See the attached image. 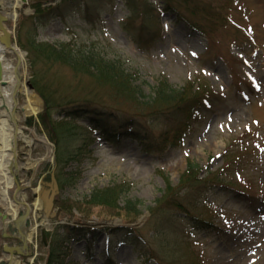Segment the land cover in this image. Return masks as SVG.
<instances>
[{
  "label": "rangeland",
  "instance_id": "374dc122",
  "mask_svg": "<svg viewBox=\"0 0 264 264\" xmlns=\"http://www.w3.org/2000/svg\"><path fill=\"white\" fill-rule=\"evenodd\" d=\"M8 1L0 0V12L17 14L15 21L9 20L6 28L11 32L13 45L19 48L24 58L21 64L12 54H6V58L18 66L21 85L31 92L32 106L37 111L35 115L22 117L20 108L24 105L25 95L19 94L17 112L21 119L17 126L30 137L32 144L24 147L20 141L16 145L14 179L17 183L8 196L10 202L18 206L16 220L28 208L25 235L35 228L28 243L37 245L36 253L27 252L29 255L22 256L19 264H29L33 257V262L44 264L48 251L45 235L55 232L59 226H79L81 221L88 219L86 224L93 233L83 229L86 237H78L69 244L65 264H143V261L136 260L138 254L149 259V263L144 264H193L192 258L196 259L199 253L203 254L202 264H264V0H206L217 16L226 14L234 24L252 32L254 40L244 42L233 37L236 40L233 44L223 35L222 44L211 51L203 34L187 26L186 19L191 17L186 13L184 17L180 16L176 10L165 6L164 0H113L100 12L93 13L95 9H91L93 15L87 17L75 13L65 20H55L43 29H37L22 18L32 15L31 0L14 10L4 7ZM41 1L45 6H55L60 0ZM21 22L23 26L19 30ZM141 27L160 32L161 36L156 47L147 53L139 51L133 40V35H137V29ZM20 43L26 50L42 44L58 49L66 45L94 48L105 58L122 62L124 69L135 76L134 89L145 101L153 97L162 80L175 89H182L188 82L200 79L222 98L204 125L196 128L180 149L158 150L156 144L160 143L165 128L159 122L148 127L152 121H148L147 116L134 120L132 125L144 128L147 125L140 123L148 122L150 132L122 133L118 143L112 141L115 136L112 134L100 137L95 134L92 143V139L78 128L71 129L59 146L54 147L46 132L39 127L38 115L43 112V102L33 90L30 57ZM219 50L221 57L217 56ZM37 51L38 66L47 71L45 84L53 83L58 88L60 85L62 93H68L66 88L75 85H78L77 89H92L96 99L102 100L109 108L141 117L135 102L111 94L109 88L90 79L75 76L67 67L47 61L44 51ZM231 66L238 76L234 81ZM79 93L72 90L73 95ZM29 117L34 118L27 119ZM27 120L31 123L27 124ZM243 134L247 142L245 146L254 150L253 156L248 157L239 172H232L234 181H227L236 187L241 186L249 194L223 188L208 194L206 207L214 212L216 229L208 233L195 229L186 215H171L168 220H162L161 225H155L149 218V210L154 208L168 185H177L187 165L204 169L202 176L218 170L224 161L222 154ZM42 140L49 144L41 143ZM235 149L239 150L240 146ZM76 153L81 156L75 158ZM8 166L13 167V164ZM53 166L56 172L79 175L76 184L58 188L56 201L79 205L95 190L124 186L119 205L123 207L128 201L138 203L140 217L136 232H127L129 236L124 242L115 243L112 248L106 228L131 226L120 220L107 223L97 211L85 219L76 209L72 210V217L66 216L60 222L56 211L54 219L46 218L43 206L51 188L42 182V177L45 170L48 168L50 173ZM36 189L39 192L36 193ZM36 200L41 204L38 210L34 207ZM0 206L6 209L2 202ZM201 213L206 216L203 208L194 215L202 216ZM9 227L0 221V252L5 243L20 245V240L2 237L9 233ZM107 251H111V257L106 255ZM125 258H128L127 262L122 263Z\"/></svg>",
  "mask_w": 264,
  "mask_h": 264
},
{
  "label": "trees",
  "instance_id": "16d2710c",
  "mask_svg": "<svg viewBox=\"0 0 264 264\" xmlns=\"http://www.w3.org/2000/svg\"><path fill=\"white\" fill-rule=\"evenodd\" d=\"M111 1L113 0H60L55 6H45L42 1H32L30 5L32 16H22V18L37 29H43L53 21L65 20L75 13L87 17L93 15L94 12H100L102 7ZM164 1L165 6L176 10L180 16L184 17V13L188 14L191 19H186L187 26L203 34L210 44H214V38L223 35L228 38L234 37L248 41V37L243 31L227 25L228 21L224 15L219 16L220 14H218L217 16L215 14L209 1ZM127 7L131 11L134 10L132 6ZM91 9H95L92 14ZM151 9L153 8L151 7ZM215 17L219 19L212 21L211 19ZM22 26L21 22L19 30ZM137 31L138 34L133 35V40L140 51L150 52L161 39L160 32L152 31L146 27L138 28ZM20 45L23 50H26L21 43ZM37 50L46 53L48 57L46 60H52L60 66L67 67L75 76L90 79L103 88H109L111 94L122 96L129 102H135L141 117L128 116L117 109L109 108L102 100L96 99L97 95L93 94L92 89L85 90L83 87L77 89L78 85H75L66 88L68 93H62L60 85L58 88L53 83L45 84L44 75L47 71L38 66ZM26 52L30 57L33 90L43 102V112L38 115L39 125L46 132L49 140L57 147L71 129L81 128L89 139L93 131L106 133L114 130L120 137L119 133L128 129H136L134 131L141 134L150 132L148 127L151 128L152 124L159 122L165 128V133L158 148L177 149L182 146L184 139L196 126L202 125L206 113L219 101V96L212 92L207 85L195 82L188 83L182 89H175L167 81H161L157 85L153 97L145 101L143 97L141 99V96H138L140 94L134 89L135 76L124 69L122 62L116 59H107L98 54L94 48L66 45L58 49L48 44H42L35 48H29ZM72 90L80 93L73 95ZM145 116L148 121L152 122L149 126L148 122L140 123V125L148 127L140 128L136 124L132 125L134 120H140ZM27 121V124L31 123V120ZM79 123H81V127L77 126ZM79 151L81 150H77V152ZM247 154L252 157L251 153L249 154L246 150L227 154L224 167L221 170L203 177L199 175L201 170L189 165L180 177L177 186L168 185L165 193L155 202L154 208L149 210V218L154 221L155 225H161L162 220H168L171 215H186L196 224L195 227L203 231L213 228L209 217L202 213V216H195L194 213H198L211 189L213 191L216 187L228 186L223 182V179L230 174L228 172L232 168L235 169V166H239V163L243 162ZM74 156L75 158L80 157L81 153H76ZM48 170V168L45 170L47 175L44 181L46 182H49L51 177ZM55 178L59 188H63L76 184L79 175L55 172ZM232 189L240 190L234 186ZM123 193L124 186L122 185L108 187L93 192L83 204L78 205V203L57 200L54 202V207L59 221L68 216L72 217V210L76 209L85 219L90 218V214L97 211L102 215L103 221L107 223L120 220L121 223L131 226V228L120 229L106 228L109 234L108 240L113 243L112 248H114L115 243H123L124 239L129 236L127 232L130 231L132 234V231L137 230V220L140 217L138 203L128 201L124 203L123 207L119 205ZM204 209L208 213V209ZM88 220L81 221L79 226H59L55 232L45 235L48 239L45 264H65V259L69 255V244L78 237L82 239L86 237L83 229L89 234L93 233L90 226L86 224ZM141 257L143 256L141 255Z\"/></svg>",
  "mask_w": 264,
  "mask_h": 264
},
{
  "label": "bare ground",
  "instance_id": "6f19581e",
  "mask_svg": "<svg viewBox=\"0 0 264 264\" xmlns=\"http://www.w3.org/2000/svg\"><path fill=\"white\" fill-rule=\"evenodd\" d=\"M32 1H41V0H31ZM27 0H9L4 5L5 8H11V9H18L22 4H25ZM0 17H5L7 22L2 23V26L6 28V24L8 23V20L15 21L17 14L14 12L13 14L7 13L2 14L0 12ZM1 34V33H0ZM6 54H12L14 57H16L18 64L23 61V53L19 50L16 46H11L10 49L4 47L0 43V65H1V81H0V202L3 203L4 206H6V209H3L0 206V213L2 216H0V221L6 223L7 227H9L11 224H14L15 229L17 230V227L19 226V219L25 214V212H29L28 208L26 211L21 215V217L16 220V217L18 215V206L14 205L10 202L8 193L10 190L13 189V186L17 183L16 179H14L15 170L14 167H9L8 165L10 163L13 164V161L17 158L15 152L16 145L18 142H23L24 147H29L32 144V140L30 137L25 136L23 131L17 126V122L19 119H21L19 112L17 110L19 109V101L18 97L19 94L25 95V102L22 108H20L22 117H27L31 115H35L37 111L32 106L31 101V92L27 91L25 88L21 85V74L19 71L18 66H14L13 62L11 60H8L6 58ZM3 84V85H1ZM34 117H29L27 119H32ZM41 128V126L39 125ZM43 144H49L48 141L42 140L40 141ZM51 143V141H50ZM53 146L55 147V144L53 143ZM54 169V166L50 172H52ZM52 180L55 181L57 187L59 186L55 176L52 177ZM51 192L53 188V183L50 186ZM36 189V193H37ZM39 192V191H38ZM51 193L49 196L45 199L46 201L50 198ZM45 204L43 206L44 212H45ZM35 209L38 210L41 207V204L38 200H36L35 203ZM55 207L53 203L52 211L51 213L55 212ZM3 216H6V219L3 220ZM46 216V212H45ZM28 218V215H27ZM46 218H49L46 216ZM60 222V221H59ZM21 232L18 230V235H20L23 239V241L29 242L31 236L35 233V228L31 230V233L26 236L25 235V229L21 226ZM8 234H5L7 236L11 235V229L10 227L7 228ZM7 248H16L9 246L8 243L6 244ZM34 245L30 243V245L22 246V250L26 253L29 252L32 254L34 252ZM35 256V255H34ZM34 259V257H33ZM31 259V260H33ZM6 260L9 263L12 264H19V261L17 260V257L15 256H0V264H5ZM128 258L122 259V263H126ZM32 261H29V264Z\"/></svg>",
  "mask_w": 264,
  "mask_h": 264
},
{
  "label": "water",
  "instance_id": "95a60500",
  "mask_svg": "<svg viewBox=\"0 0 264 264\" xmlns=\"http://www.w3.org/2000/svg\"><path fill=\"white\" fill-rule=\"evenodd\" d=\"M6 20L7 19L5 17H0V33H1L0 34V43L4 47L10 49L11 46H13L11 44V41H10V39H11L10 33L7 31V29L5 27L2 26V23L7 22ZM0 81H1V65H0ZM1 85H3V84H1ZM30 89H31V87H30ZM13 154H15V152ZM13 167L15 169L17 167V165H16V159L13 161ZM56 194H57V185H56L55 181L53 180V188H52L51 196L46 201V204H45V212H46V216L47 217H53V215L51 214V211H52V207H53V199H54V197H55ZM27 215H28V212L26 211L25 214H23V216L19 219V226L17 227V230L19 232H21V230H22L21 229V226L24 224L25 220L27 219ZM0 216H2L1 213H0ZM5 219H6V216L5 217L3 216V220H5ZM24 245L25 244L23 242V246ZM4 251L6 253L10 254V255H12L13 252H15V253L18 254L17 248H7V247H5L4 248Z\"/></svg>",
  "mask_w": 264,
  "mask_h": 264
},
{
  "label": "snow or ice",
  "instance_id": "6c2138e0",
  "mask_svg": "<svg viewBox=\"0 0 264 264\" xmlns=\"http://www.w3.org/2000/svg\"><path fill=\"white\" fill-rule=\"evenodd\" d=\"M193 55H195V53H193Z\"/></svg>",
  "mask_w": 264,
  "mask_h": 264
}]
</instances>
